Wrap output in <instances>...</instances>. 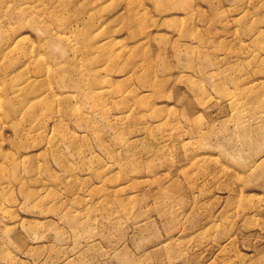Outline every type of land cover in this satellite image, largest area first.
Here are the masks:
<instances>
[{"label": "rangeland", "instance_id": "1", "mask_svg": "<svg viewBox=\"0 0 264 264\" xmlns=\"http://www.w3.org/2000/svg\"><path fill=\"white\" fill-rule=\"evenodd\" d=\"M0 264H264V0H0Z\"/></svg>", "mask_w": 264, "mask_h": 264}, {"label": "bare ground", "instance_id": "2", "mask_svg": "<svg viewBox=\"0 0 264 264\" xmlns=\"http://www.w3.org/2000/svg\"><path fill=\"white\" fill-rule=\"evenodd\" d=\"M130 66H131V64H130ZM136 67H134L133 69H131V68H128V69L132 73H135V72H137ZM132 76H133V74H132ZM162 81H163L162 79H160V80H158L156 78L153 79V77L150 79V78L147 77V79L145 81H143L142 83L145 84L146 86H151L152 85V86H155V88L156 87L159 88L161 86V84H162ZM102 82H107L108 83V81H106V80L105 81L104 80H100V79L96 80V83L99 84V85H102L101 84ZM114 85H116V84H114ZM109 91H110V94L114 93V96H112V94H111L112 98H115L117 96L120 97V95H122V93H123L122 87H119V85H116L115 88H113V90H109ZM109 91H107V90H105V91L104 90H102V91L98 90L97 91L96 88H93V87L89 86L88 84H84L83 83V84H81V87H80L78 93L81 94L82 96L87 97V98L94 99V97L103 98V93L107 97H109L110 96ZM130 94L133 95L134 97H140L137 92L132 91V90L130 91ZM25 101H26L25 99H22V103L25 102ZM114 103H116L115 100H114ZM98 107L101 108V109H99V113L101 114V118L103 120V119H105L107 117L106 114H107L108 110H106V107H101L99 105H98ZM71 111H72V113H77L78 116H80V120L77 121L78 123H80L81 125L84 124L89 130H91V132L96 137V140L98 142L105 144L104 146H106L108 148L109 154H112V155L114 154V156L118 157L115 148L110 147L109 143H107V141L105 142L106 136L103 135L101 131H99V128H98L99 121H96L95 118L94 119H92V118L90 119L89 117H87V114H84V113H80V115H79V112L76 110L75 107H72ZM155 116H157V114L154 112V115L152 117H155ZM112 117H113V127H112L113 128L112 129L113 136L112 137H113V139L119 141L120 143L122 142V144H124V143L127 142L128 138L125 137L124 131L121 130V128H120V120L118 118V113L115 112V114ZM136 122L142 124V126H141L142 129H148L149 123H147V121H145V119H142L141 121L139 120V121H136ZM72 143H73V146L75 147V153L79 156L80 161L83 163V165L90 166L89 168L93 169L94 172L97 174V176L100 177V175L102 174V172L100 171L101 165H99V163H97V166H95L94 164H91L89 162V157L87 159L86 154H83L82 150H79V148H77L78 147V142L74 138H73V142ZM59 156L61 157L60 154H59ZM60 162H65V163H67L69 165V164H71L72 161H71V159L69 157H66L65 155H63L60 158ZM46 170L50 171V167L46 166Z\"/></svg>", "mask_w": 264, "mask_h": 264}]
</instances>
